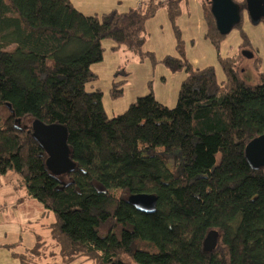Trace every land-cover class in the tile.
I'll list each match as a JSON object with an SVG mask.
<instances>
[{"label": "trees", "instance_id": "1", "mask_svg": "<svg viewBox=\"0 0 264 264\" xmlns=\"http://www.w3.org/2000/svg\"><path fill=\"white\" fill-rule=\"evenodd\" d=\"M184 1L142 0L86 14L73 0H0V183L13 171L25 195L55 215L46 226L49 245L38 236L17 256L20 264H264V167L252 168L245 154L264 133V57L242 28L245 14L251 21L246 0H234L241 9L234 28L239 51L254 53L256 84L242 78V52L221 55L226 35L212 0H200L204 35L226 77L218 81L214 66H194L177 25ZM160 7L181 53L161 61L185 71L177 103L168 107L150 92L108 117L102 90L86 88L98 78L92 65L104 59L103 41L146 57V22ZM124 75L113 82V97L122 96ZM27 117L67 127L70 173L48 170ZM174 154L183 160L178 172L167 164ZM137 193L155 194L156 210L131 204L128 196ZM212 229L217 245L206 251Z\"/></svg>", "mask_w": 264, "mask_h": 264}, {"label": "rangeland", "instance_id": "2", "mask_svg": "<svg viewBox=\"0 0 264 264\" xmlns=\"http://www.w3.org/2000/svg\"><path fill=\"white\" fill-rule=\"evenodd\" d=\"M141 1L73 0L76 7L86 14H101L115 7L126 10L130 6H138ZM182 8V13L177 19V25L182 31V49L186 57L196 67L214 66L217 80H224L226 76L218 60L217 50L204 35L206 24L200 0L184 1ZM242 28L247 33L259 56L264 57V22L253 24L248 15L245 14ZM145 33L144 51H147L146 57L141 58L125 47L113 51L111 50L113 42L106 39L103 41V46L106 49L104 59L92 65V70L98 74V78L89 83L86 88L89 91L97 88L102 90L103 105L108 117L123 113L134 100L150 92H153L156 99L168 107H174L177 103L178 92L185 77V71H173L161 61L163 57L168 55H181L167 8L160 7L156 14L148 19ZM241 41L240 29L234 28L221 42V55L231 56L238 52L241 53L242 50L239 51ZM241 67L243 68L242 78L253 84L260 82L259 73L254 69L251 58H247ZM125 72L129 75L122 86L123 94L120 97H113L111 94L113 82L115 79L126 78ZM31 123L29 117L24 121V124ZM167 164L174 172H178L183 166V160L174 154L167 159ZM9 173L16 175L13 171ZM52 215L54 214L52 213ZM42 239L45 245H49L51 242L49 231L42 234ZM3 253L0 252V264H19L16 259H6ZM49 263L54 264L53 260H49ZM81 264H93V261L83 260Z\"/></svg>", "mask_w": 264, "mask_h": 264}, {"label": "water", "instance_id": "3", "mask_svg": "<svg viewBox=\"0 0 264 264\" xmlns=\"http://www.w3.org/2000/svg\"><path fill=\"white\" fill-rule=\"evenodd\" d=\"M246 6L253 24L264 22V0H246ZM211 10L222 35L229 34L240 23L241 9L234 0H212ZM242 54L247 58L254 56L248 49H243ZM31 127L34 138L46 153L45 163L48 170L55 176L70 173L75 168V162L67 142V127L59 123H45L40 119L32 120ZM245 154L252 168L264 167V133L247 144ZM128 201L138 210L147 213L154 212L157 206V196L152 193L131 194ZM218 235L215 229L208 232L203 242L204 250L211 251L216 247Z\"/></svg>", "mask_w": 264, "mask_h": 264}, {"label": "crops", "instance_id": "4", "mask_svg": "<svg viewBox=\"0 0 264 264\" xmlns=\"http://www.w3.org/2000/svg\"><path fill=\"white\" fill-rule=\"evenodd\" d=\"M52 213L25 195L17 175H4L0 183V252L6 259L18 260L19 254L32 248L37 237L48 232L46 226L55 220Z\"/></svg>", "mask_w": 264, "mask_h": 264}, {"label": "built area", "instance_id": "5", "mask_svg": "<svg viewBox=\"0 0 264 264\" xmlns=\"http://www.w3.org/2000/svg\"><path fill=\"white\" fill-rule=\"evenodd\" d=\"M158 1H164V0H158Z\"/></svg>", "mask_w": 264, "mask_h": 264}]
</instances>
